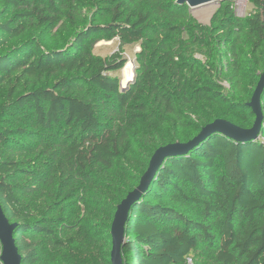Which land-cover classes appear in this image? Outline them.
Returning <instances> with one entry per match:
<instances>
[{
    "label": "trees",
    "instance_id": "trees-1",
    "mask_svg": "<svg viewBox=\"0 0 264 264\" xmlns=\"http://www.w3.org/2000/svg\"><path fill=\"white\" fill-rule=\"evenodd\" d=\"M233 3L204 25L176 0H0V202L22 264H112L116 210L158 148L217 119L253 127L264 0L245 16ZM126 47L139 49L124 89ZM122 251L124 264H264V119L255 141L215 133L166 159Z\"/></svg>",
    "mask_w": 264,
    "mask_h": 264
},
{
    "label": "water",
    "instance_id": "water-1",
    "mask_svg": "<svg viewBox=\"0 0 264 264\" xmlns=\"http://www.w3.org/2000/svg\"><path fill=\"white\" fill-rule=\"evenodd\" d=\"M226 0H176L179 5H187L191 11L198 10L214 4H220ZM135 78V73L132 82ZM124 86L125 89L128 87ZM264 91V73L262 74L252 97L251 107L256 114V120L252 128H240L227 119H217L206 125L201 132L188 142H176L158 148L153 154L149 167L139 185L131 191L118 205L112 223L111 233L113 239L111 261L112 264H124L123 245L126 242V222L129 218L131 207L139 201L148 191L155 179L160 167L168 158L186 155L194 148L199 147L211 135L221 133L235 141L247 143L259 139L263 124L264 114L262 109V93ZM17 223H12L7 217L0 202V241L2 244L1 261L3 264H22V255L14 236Z\"/></svg>",
    "mask_w": 264,
    "mask_h": 264
},
{
    "label": "rangeland",
    "instance_id": "rangeland-1",
    "mask_svg": "<svg viewBox=\"0 0 264 264\" xmlns=\"http://www.w3.org/2000/svg\"><path fill=\"white\" fill-rule=\"evenodd\" d=\"M207 7H211L213 9V13H212V15H211V17L209 19L202 20L197 15V12H199V11L203 12V10L206 12L208 10H211V9H207ZM207 7H203V8H200L198 10L191 11L192 15L198 20V22H200L201 24H204V25L210 24L214 14L219 10L220 4H214V5H210V6H207ZM233 7H234V10H235L236 14L240 15V16L247 15L253 9V5L251 3H249V1L247 2L246 6H244V9L241 10V11H237L236 0H234ZM118 49H119V44H118L116 39L111 40V41L102 40L95 46V52L100 54V55H102V56L110 55L111 53L115 52ZM138 49H139V47H126L125 51H124V55L128 59L127 64L129 62L132 63L131 65L133 66L134 73H135L134 53ZM126 65H125V67H126ZM124 68L121 71L118 72V74H119V76L121 77V80H122V82H121L122 87L127 86V83H128L127 82L126 84H124ZM188 264H194L193 260L189 261Z\"/></svg>",
    "mask_w": 264,
    "mask_h": 264
},
{
    "label": "bare ground",
    "instance_id": "bare-ground-1",
    "mask_svg": "<svg viewBox=\"0 0 264 264\" xmlns=\"http://www.w3.org/2000/svg\"><path fill=\"white\" fill-rule=\"evenodd\" d=\"M207 9H211L208 11H204L201 12H197V15L202 19V20H207L211 17L212 13H213V9L211 7H207ZM132 63L129 62L126 67L124 68V84H126L127 82L131 81V79H133L134 77V69L133 66L131 65Z\"/></svg>",
    "mask_w": 264,
    "mask_h": 264
},
{
    "label": "built area",
    "instance_id": "built-area-1",
    "mask_svg": "<svg viewBox=\"0 0 264 264\" xmlns=\"http://www.w3.org/2000/svg\"><path fill=\"white\" fill-rule=\"evenodd\" d=\"M249 0H236V8L237 11H241L244 9V6H246L247 2Z\"/></svg>",
    "mask_w": 264,
    "mask_h": 264
}]
</instances>
